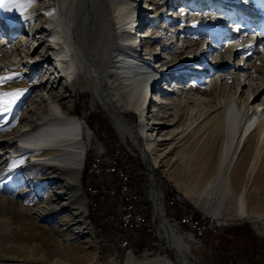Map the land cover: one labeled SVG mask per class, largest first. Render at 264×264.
Wrapping results in <instances>:
<instances>
[{"label":"bare ground","instance_id":"bare-ground-1","mask_svg":"<svg viewBox=\"0 0 264 264\" xmlns=\"http://www.w3.org/2000/svg\"><path fill=\"white\" fill-rule=\"evenodd\" d=\"M144 1L147 0H138L139 3ZM39 2L40 0H8V7L0 8V16L6 19V23L0 20V24H4L0 26H5L4 30L0 31L4 40L2 44L0 42L1 51V48H5L4 44L9 48L10 37H15L22 30V26L16 27L13 31L10 27L22 22L30 27L36 25L41 16L39 14L41 2ZM140 5L137 0H54L48 7L46 16L50 38L47 47L49 51H53L52 54L48 56L38 52L36 47L40 43L34 40L37 32L34 33L33 27L30 28L26 47L21 46L20 50L13 49L15 53L19 51L24 53L20 63L18 62L19 66L13 65V68H20L21 65V67L25 66L27 71L34 70V73L43 70L42 83L38 81L34 85L26 84V80H30L33 76L30 77L26 71L23 75L20 73V76L12 75L19 70L8 69L5 66L0 68V78L11 77V79L0 84V93L20 92L21 95L16 98L13 105L16 107L20 104H31L35 93L40 91L38 95L42 101V110L39 113L35 112L37 118L34 121L36 124L34 129H27L21 121V124L16 125L10 133L0 134V188L23 175L27 168L34 166L56 168L61 171H54L53 176L52 173L47 174L42 179L52 181L61 177L60 173L72 174L64 179V185L60 183L62 185L59 194L60 205L65 206L67 205L64 199L66 185H69V182H77V178L84 171L92 133L87 128L85 120L75 115L74 106H70L73 101L72 96L53 100L52 96H47L48 93L44 95L45 86H50L51 90L57 86H53L56 81L55 77H51L54 74L53 69L47 68L52 60L58 66L59 74L64 76L68 83L71 82V85L64 83L62 85L64 89L73 93L77 84L84 83L93 90L98 102L109 113L117 131L139 145L148 169L154 171L160 167L163 173L174 177L172 182L175 187L184 190L185 196L211 218L250 220L253 215L248 210L247 191L248 189L264 190V110L260 116V111H255L250 105L258 102L264 94V2L245 0V4L242 3L240 6L234 0L224 2L217 0L215 5L221 6L222 11H227L226 17L220 16V13L210 16L203 14L208 5L204 2L198 8L195 7L193 13L187 14L185 28L190 30L185 35L169 34L168 32L172 31L179 32V29L168 25L166 28L169 30L158 31L153 44H145V50L138 47L137 36H134L137 29L133 18ZM244 5L252 7L253 11L248 13L242 8ZM113 6H115V15L110 12ZM143 6L142 9L146 5ZM229 17L233 21L240 20L238 25L241 27L259 29V38H255L256 34L253 40L243 38L241 41H233L232 39L229 43V39L219 36L220 30L217 29ZM212 30L219 36L217 44L221 46L218 50L210 47L211 43L207 46L213 34ZM196 33L201 41L192 36ZM147 35L146 32L140 34V40L146 39ZM186 35H189V38L185 40L183 37ZM169 46L173 49L168 50L171 48ZM209 48L213 50L212 52L215 51L218 57L221 55L219 74L229 71L230 76L243 79L242 83L236 84L238 90L250 82L260 83L257 92L241 105H237L232 98H227L219 109H215L217 89L211 90L209 87L195 89L190 86L184 90L180 86L181 79H178L174 86L178 93L176 97L169 99L170 92L164 93L159 103L152 107L151 118L146 119L147 102L152 96L149 88L156 81L152 69L158 63V68L174 69L182 63L188 64L191 61L188 59L194 56L211 65V58L204 56L206 52L210 54ZM35 58L38 60L41 58L43 62L33 64L27 62H34ZM24 59L27 65L24 64ZM174 64L175 66L170 67ZM203 68L204 65L195 67L199 71ZM185 69L183 67L175 70V76L179 78L184 76ZM191 79L192 76L189 81ZM206 79L207 76L204 80L201 78L205 85H207ZM172 82L173 79L170 84ZM251 98H253L252 102ZM150 102L153 103L152 99ZM261 107L258 105L256 108ZM149 108L151 109V106ZM228 110L239 115L234 118V121H239V127L235 130L230 128ZM128 112L137 114L142 122H146V126L140 130L136 129L133 122L126 117ZM161 114L162 116L159 117ZM249 117H252V120L246 123ZM83 128L87 131L86 138ZM157 131L162 132V137L159 139H157L159 133ZM155 132H157L156 138H153ZM141 137L145 140V146H141L137 141ZM160 142H165L163 145L166 147L165 156L158 163L159 158L163 156L155 153ZM173 146H176V154L171 159H165ZM175 173H178L177 177ZM27 182H31V179L28 178ZM29 193L30 188L27 185L25 193L16 197L15 201H8L9 198L0 195V240L3 235L12 236L14 228L12 215L6 210L1 212V206L5 208L6 204L13 205L22 213L30 212L36 220L42 215L45 217L50 209V198L42 200L39 208H27L25 199ZM151 194L155 200L157 197L162 198L160 192L156 193L155 187ZM256 196L261 200L262 195L259 196V192ZM161 203L162 201L157 202L159 230L163 232L161 237L170 245L178 262H182L180 264H190L192 249L190 242L194 243L195 237L189 235L190 242L186 241L175 228L176 226L170 225L162 216ZM24 217L27 218L26 215ZM253 218L264 224V214ZM155 261L174 264L170 259L157 258ZM128 263H137L136 257L129 254ZM0 264H22V261H18L14 253L11 256L0 257Z\"/></svg>","mask_w":264,"mask_h":264},{"label":"rangeland","instance_id":"rangeland-1","mask_svg":"<svg viewBox=\"0 0 264 264\" xmlns=\"http://www.w3.org/2000/svg\"><path fill=\"white\" fill-rule=\"evenodd\" d=\"M147 1L139 3L137 0V3L141 4L139 8H143V4L146 5L144 10L148 8L147 11H149L151 8L150 6L154 8V5L150 4L152 0ZM153 1H155V3L163 2L162 0ZM177 1L178 2H176V5L169 4V7H174V9L170 10L175 13L178 19L183 18L184 21H187V14L193 13L192 10L195 7L198 8L199 5H203L204 2L208 5H206L207 10L203 14L210 16L220 13V16H227L226 10L222 11L221 6L217 7L215 5V2L217 0ZM221 1L224 2L225 0ZM234 1L237 2V5H242V0ZM261 1L262 3L264 2V0ZM40 2L39 8H41V10L39 11V14H41V16H39L36 25L32 26L34 28V33L37 32L35 34L34 40L38 41L37 43H40V45L36 47L38 48V52L49 56V54L51 55L53 51H49V47H47L49 45L50 38L47 32L48 18L46 16L48 15V7L54 2V0H40ZM168 3L171 2H164L163 6L166 7ZM177 6H180L179 10L175 9ZM244 7L245 6H243L242 8ZM112 9H110V12L111 14L115 15V6H113ZM42 12H45V15ZM163 13H165V10L161 9L154 10L152 12L153 15L157 16H161ZM174 13H172V15H174ZM23 24L21 25L22 30L19 31L15 37L11 38L9 36V48H7L8 46H6L5 44V48H1L2 51L0 50V68H4L6 66L8 67V69H12L14 66L18 65V62L20 63V58L24 56L23 52L19 51V53H15V51L13 50L15 48L19 49L21 46L26 47V45L28 44V34H30V28L32 29V27ZM156 25L162 26L164 28L170 24L165 25L161 20L156 23ZM171 26L172 25H170V27ZM4 28L5 27L0 28V31H3ZM163 28L155 30L151 24L147 25L145 31L147 32V36H149L150 39L142 38L144 41V46L142 45V39L140 40V34L142 35V30H135L134 36H137L138 42L140 41V44H138L137 42L138 47L145 50V44H153L157 32L160 30L162 31ZM168 33L177 35L176 33L172 32ZM197 35L198 33L192 36L197 37L196 40H198L199 37ZM212 35L214 34H211V36ZM153 36L154 38L151 39V37ZM188 36L189 35H186L183 38L186 40L187 38H189ZM2 37L3 35L1 33L0 40H2ZM16 38L17 40H15ZM3 41L4 40L0 41L1 44L3 43ZM217 43L218 41L213 42V44H216V46H221V44ZM223 43L225 42L223 41ZM172 49L173 48L171 47L168 50ZM210 49L211 48H209V50ZM212 51L213 50L211 49L210 54L212 53L213 55L211 63H216L218 62V59L221 58V55H219L218 57L216 52ZM205 55L208 56L209 53L206 52ZM35 59L36 61L34 62H27L29 64H33L35 62L41 63V61L43 62L41 58L39 60L38 58ZM24 64H26L25 59ZM169 64L171 65L172 62ZM188 64L194 63L192 61H189ZM173 66H175V64L170 67ZM24 67L25 66L21 67L20 65V68H13L19 71L13 73L12 75L20 76L21 74L23 75L27 72L28 75L32 77L34 74L33 78H31L30 80H26V84L34 85L38 81H42L41 76L43 74V70L34 73V70L27 71ZM47 68H50L51 70L53 69L54 74L51 77H55L56 79L53 86H57L53 87L52 90L50 86H45L44 95H47L48 93L47 96H52L53 100L66 99L68 96H72L73 101H71L70 106H74L78 116H80L83 121L85 120L84 122L87 128L92 133L87 148L86 164L88 169H119L124 172L128 171V174L132 173L134 175H136L138 172H141L142 175L140 176V178L138 177L139 181H136L135 177L133 178V181L135 183V186L137 185L142 195L143 201L149 197L150 190V182L147 176V172L148 174H150V176L152 174H155L157 183L159 184L161 189L159 190V192L162 194V197L164 196L163 193L165 194L167 203L169 197H171V200L174 203H178V207L182 206L185 210L193 211L198 218L202 217L200 219H203V221L205 219L212 220V222H217L222 226L217 236L213 238L208 237L209 239L207 238L205 245L199 244L196 239L195 242L192 243L188 239L189 235L186 236L182 234L185 237V240L191 243L192 249L191 258L189 259L190 264H264V224L255 221L253 218L256 215L264 214V190L252 191V189H248L247 191V196L249 199L248 210L251 215H253L250 220H241L236 218H211L201 208L196 207L193 204L192 200L188 199V197L185 196L184 190L181 191L179 190V188L175 187L174 182H172L174 180V177L168 176L166 173H163L164 171L162 170V168L160 169V167H157L154 171L147 168L145 158H143L144 156L139 148V145L132 141L128 136H123L117 131L109 113L105 110L103 105L98 102L96 95L88 85L79 83L76 85L74 92L72 93V91L64 89L62 87L64 83L66 84L68 82L64 76L59 74L60 70L58 69V66L55 64V62L50 60V65H48ZM185 68L188 69L187 72L189 73L191 70H194L189 67ZM214 68V73L212 72L207 76V85H205L204 81L203 85H198L196 80L199 79V81H201V78H199L197 75H192V79L190 81L188 80L186 83L180 82V84H182L180 86L184 90H187L190 86H193V88L195 89H197V87L201 89H208V87L211 90L217 89V102H215V109H219L221 104L226 101L227 98H232L237 103V105L243 104L244 101L248 99V97H251L254 93L257 92L258 86L261 85L260 83L255 84L254 82H250L238 90L236 84L237 82H243V79L235 76H230L229 71H225L224 73L219 74L218 71L220 69H217L216 67ZM101 71H103V68H101ZM177 80L178 79L174 80L172 84L173 86H171L172 93H169V99H174L173 97H176V95L178 94L175 91L176 89L174 87ZM68 85H71V82H69ZM39 92L40 91H37L35 93V97L33 98V100L35 99V102L32 100L30 102L31 104H22L18 109H15L16 107L13 106L11 112L0 116V125L3 126L2 128H0V134L10 133L16 125L21 124V121H23V125L27 126V129L29 130L36 127V124H34V121L37 118L35 117V112L37 111L39 113L42 110V101H40L41 98L38 95ZM218 98L221 102L218 101ZM259 99L260 100L258 102H254L255 104H250L251 108L252 106L253 108H256L258 105H260L262 106L260 109L264 110V94ZM150 100L151 98H149L147 102L148 106L145 110L146 119L151 118L150 116L152 113V108L148 109V107H154V105L150 104ZM252 100L253 98H251V102ZM28 106H30L29 110H27ZM148 112H150L149 115ZM161 116L162 114L159 117ZM126 117L131 122H133L134 127L138 130H140L143 126H146V122H142L140 117L135 113L128 112L126 114ZM5 121H7V123H5ZM157 132H159L157 137V139H159L162 137V132ZM157 132H155L153 138H156ZM86 133V129L83 128L84 138H86ZM137 141L141 146H145V140L142 137ZM163 143L165 142L159 143L158 149L155 152L158 155H163L159 158L158 163H160V161L165 156L164 152L166 146L163 145ZM175 149L176 146H173L168 152L169 155L165 157V159L167 158L168 160L173 158L176 154ZM50 169L51 168H44L39 166L27 168L23 175L18 176L13 180V182L7 183L0 188L1 196L6 197L7 199L9 198L10 200L8 199V201H15L16 197L25 193L26 187L28 185V187L30 188V193L29 196L25 199L27 208H39V206H41L40 203L42 202V200L44 201V199L48 198L51 199V207L48 210L49 213L47 211L45 217L42 215L43 217L41 216L38 220H36L30 212L22 213L20 209L16 207L14 208L13 205L6 204L5 208L1 206V212H3V210H6L12 215V222L14 227H12L14 229H12V236L3 235L0 240L1 258H3L4 255L11 256L15 253L18 261H22V264H129L128 257L129 254H132L137 259V263L135 264H163L162 261H155L157 258L170 259L174 264H180L174 257V251H171L170 245L165 241V239L161 237V234L163 235L162 231H160V237H157L152 244L148 243L141 249L140 242H138L137 240H133V237H131V233H127L123 229H121V211L119 208H116V206L112 207L110 200L104 202V205H102V207L99 206L94 210L92 209L93 199L99 196L98 194L92 193V191L101 187H105L110 191V193L114 190H118L117 182L115 180L113 182L111 181L110 183H107L105 186L102 177L93 179L92 181L90 179L89 183L86 184L85 187L84 180L88 178H86L84 170L83 173L77 178V182H69V185H66L64 199L67 205L62 206L60 205L61 201L59 200V194L61 192L60 186H62L61 184L64 185V179L72 174L70 172H66L65 174L60 173L61 177L52 181H45V179H42L43 176L51 173V175L53 176L54 171H61L57 170L56 168H53L51 170ZM175 174L177 177L178 173ZM27 177L31 179V182H27ZM26 182L27 185L25 184ZM91 182H93L94 184ZM153 183H155V180L153 181ZM154 187H152V189ZM155 188L156 193H159L157 191V187ZM257 192H259V196L262 195L260 196L261 200H259L256 196ZM107 196H109V198L113 201L116 200V197L112 194ZM80 201H82L83 203ZM252 207L254 209H252ZM169 208H167V210L170 214ZM91 213L93 215H91ZM25 215L27 216V218L24 217ZM176 218L179 217L176 216ZM175 228L179 231L177 227ZM127 242L131 244L132 247L127 246ZM131 248L133 252H129Z\"/></svg>","mask_w":264,"mask_h":264},{"label":"built area","instance_id":"built-area-1","mask_svg":"<svg viewBox=\"0 0 264 264\" xmlns=\"http://www.w3.org/2000/svg\"><path fill=\"white\" fill-rule=\"evenodd\" d=\"M99 173H105L110 176L116 175L118 177L119 180L118 190H114L110 193V191L107 190L105 187H101L99 189H95L91 191L92 193L98 195L112 194L113 196L116 197L118 208L121 211V216H120V224L122 226L121 229H123L127 233L129 232L138 233L140 231H145L148 234H150L154 240L157 237H160V230H159L160 224L157 215V211H158L157 202L159 201H162L161 206L164 212V215L162 214V216L164 217V219H167L171 225H175L179 229L180 234L192 235L193 237H195V239L199 242V244L205 245L207 238L208 237L210 238L213 235L218 234L219 230L222 228V226L217 222H212L211 220L208 219H205L204 221L203 219H197L195 215L189 211L185 212L181 216V218H176L174 213L170 212L169 214L167 208H169V206H171V204L173 203H167L164 193H163L164 196L162 198L159 197L156 198L157 200L156 202V200L151 194V189L153 187L151 183H150L149 197L143 201L139 189L134 190L133 188V177L128 175L122 170L109 168L102 171V170H97V168H90L88 175L92 177L95 174H99ZM159 190H161L160 186H158V191ZM143 202L148 203V206L145 207L140 206L141 205L140 203ZM97 207L98 206L96 203H92L93 210L96 209ZM126 244L127 246L132 247V245L129 244L128 242ZM129 252H133L132 248L129 250Z\"/></svg>","mask_w":264,"mask_h":264},{"label":"trees","instance_id":"trees-1","mask_svg":"<svg viewBox=\"0 0 264 264\" xmlns=\"http://www.w3.org/2000/svg\"><path fill=\"white\" fill-rule=\"evenodd\" d=\"M75 115L78 116L77 112L75 113ZM78 117H80V116H78ZM84 170H85L86 178H88V179H85L84 180V186L85 187H86V184L89 183L90 179L92 181L93 179H97V178H100V177L103 178V181H104V185L105 186H106L107 183H110L111 181L113 182L114 180L117 182V186L119 185V180H118V177L116 175L110 176V175H107L105 173H99V174H95L94 176L91 177V176L88 175L89 169L87 168V164L85 165ZM104 170H106V169H102V171H104ZM125 172L128 174V171H125ZM128 175L132 176L133 178L135 177L136 178L135 180L137 181L138 180V177L140 178V176L142 175V173L141 172L140 173L138 172L136 175L130 173ZM91 183H93V182H91ZM133 188H134V190H137L138 189L137 185L135 186L134 181H133ZM171 199H172L171 197H169V199H168V203H173V204H171L169 211L171 213H174L177 217L181 218V216L185 212H187L188 210L183 209L182 206L181 207H178V205H177L178 203H174ZM107 200H110L111 201V206L112 207L116 206V208H118L117 200L114 199L115 201H113L107 195H99V196H97L96 198L93 199L92 203H96L98 207L99 206L102 207V205H104V202H106ZM140 204H141L140 206H143V207L148 206V203H145V202L140 203ZM149 206H150V204H149ZM189 212H192L197 219L202 218V217L198 218L197 215L193 211H189ZM91 215H93V214L91 213ZM129 233H131V237H133V240H137L138 242H140L141 249L146 244H148V243L149 244H152L154 242L153 237L150 234H148L147 232H145V231H140L138 233H132V232H129ZM217 235L218 234L213 235L212 238L215 237V236H217Z\"/></svg>","mask_w":264,"mask_h":264},{"label":"snow or ice","instance_id":"snow-or-ice-1","mask_svg":"<svg viewBox=\"0 0 264 264\" xmlns=\"http://www.w3.org/2000/svg\"><path fill=\"white\" fill-rule=\"evenodd\" d=\"M8 7V0H0V8H7ZM9 10H11L9 8ZM11 79V77H2L0 78V84L5 83L7 80ZM21 95L20 92H5L0 93V116H3L6 113H9L12 111V107L15 104L16 98H18ZM7 123V121H5ZM3 126L0 125V128Z\"/></svg>","mask_w":264,"mask_h":264},{"label":"water","instance_id":"water-1","mask_svg":"<svg viewBox=\"0 0 264 264\" xmlns=\"http://www.w3.org/2000/svg\"><path fill=\"white\" fill-rule=\"evenodd\" d=\"M147 175H148V178H149V181H150V183H151V185L154 187H157V190H158V184L156 183V175L155 174H152L151 175V178H150V176H149V174H148V172H147ZM155 180V184L153 183V181ZM162 214L164 215V212H163V210H162ZM180 263H182V262H180Z\"/></svg>","mask_w":264,"mask_h":264}]
</instances>
